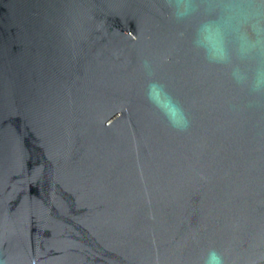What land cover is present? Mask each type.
I'll return each instance as SVG.
<instances>
[{"label": "water", "instance_id": "95a60500", "mask_svg": "<svg viewBox=\"0 0 264 264\" xmlns=\"http://www.w3.org/2000/svg\"><path fill=\"white\" fill-rule=\"evenodd\" d=\"M166 2L0 0V264H264V98Z\"/></svg>", "mask_w": 264, "mask_h": 264}, {"label": "clouds", "instance_id": "9594fccd", "mask_svg": "<svg viewBox=\"0 0 264 264\" xmlns=\"http://www.w3.org/2000/svg\"><path fill=\"white\" fill-rule=\"evenodd\" d=\"M166 7L189 29L190 47L207 65L226 69L250 107L264 98V0H167ZM144 67L150 74L147 60ZM145 95L170 127L187 130L188 113L163 84L153 80ZM203 264H225V258L210 249Z\"/></svg>", "mask_w": 264, "mask_h": 264}]
</instances>
